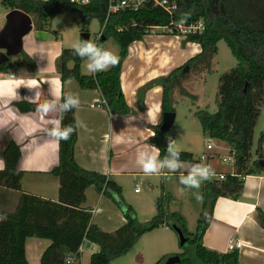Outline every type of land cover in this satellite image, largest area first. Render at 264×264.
I'll use <instances>...</instances> for the list:
<instances>
[{
    "label": "trees",
    "instance_id": "1",
    "mask_svg": "<svg viewBox=\"0 0 264 264\" xmlns=\"http://www.w3.org/2000/svg\"><path fill=\"white\" fill-rule=\"evenodd\" d=\"M176 8L171 17L159 6L146 3L138 11H123L109 14L98 1L77 6L66 0H0L6 9H17L30 16L34 27L53 33L49 20L61 11H75L80 20L77 22L81 32H87L86 25L91 18L99 23L98 38L102 42L111 38L118 47L119 63L108 71L95 75L82 74L79 70L83 61L73 55L70 47L61 48L55 59V71L59 80H74L82 89H96L104 103H99L109 114L131 115L134 112L124 101L119 86V75L128 45L139 40L151 26H167L170 21H180L181 13H190L184 23L189 25L200 21L199 32L187 33L184 42L196 43L197 54L188 58L182 65L171 70L165 77L158 79L161 87L160 112H173L171 96L174 90L187 94L182 81L188 74L208 71L210 60L216 52V43L222 40L235 59V66L219 75L213 98L215 110L195 109L192 116L198 121L202 135L223 143L233 159L236 175L225 172L223 180L205 181L201 186V210L196 220L193 234L186 235L183 218L168 210L172 196L160 192L155 199V213L146 222H139L132 208L121 196L119 186L105 175L85 170L74 160L73 150L76 132L68 141L57 142V164L51 174L57 178V197L55 201L43 199L23 192L20 186L22 172L17 167L20 148L8 140L1 149L4 170L0 171V186L19 192V198L12 212L0 213V264H28L24 254V241L27 237L42 238L49 241L39 256V264H64L65 258L75 253L83 241L94 243L97 250L90 254L88 264H106L124 255L145 232L156 227L178 228L193 246L194 258L184 252L178 253V264H238L236 250L217 253L201 245V235L208 224L212 206L217 197L236 198L242 187L237 175L264 173L258 163L263 156L260 145L250 153L252 130L264 104V0H175ZM23 66L33 70V60L22 50L16 61L10 58L0 64V73H6L11 65ZM19 111L33 109V104L18 101ZM64 125L75 124L73 110L63 120ZM156 133L149 143L160 149L163 158L168 142V130ZM264 134L259 136V141ZM181 161L191 162L192 155L181 151ZM88 186L109 198L122 210L124 222L110 232L100 230L90 222V211L83 206L84 190ZM258 222L264 228V214L258 211ZM184 244V243H183ZM183 244L180 247H183ZM162 260L154 264H160Z\"/></svg>",
    "mask_w": 264,
    "mask_h": 264
},
{
    "label": "crops",
    "instance_id": "2",
    "mask_svg": "<svg viewBox=\"0 0 264 264\" xmlns=\"http://www.w3.org/2000/svg\"><path fill=\"white\" fill-rule=\"evenodd\" d=\"M7 11L5 9L2 14ZM31 24V30L21 39V50L33 60V70L28 71L23 66L13 64L6 73H0V88L6 94L0 97V153L8 140H13L19 146L17 167L22 172V191L51 201L57 197V178L51 174V169L57 164V142L46 135L50 117H42L36 111V103H31L33 109L25 112L15 106L18 101L30 103L26 97L34 95L36 89H30L27 85L36 81L40 85L41 102L50 98V90L79 96L80 105L73 109L74 122L81 125L76 131L73 150L74 160L79 167L105 175L119 186L121 192L125 191L129 179L133 182L134 178L151 182H146L148 194L141 202L129 201L121 193L136 219L141 223L148 221L155 213V199L159 194L154 191L155 183L159 182V192L161 187L172 196V191L168 190L172 189V185H165V176L178 178L180 174L162 170L158 174L145 175L136 164L140 150L154 147L149 143L154 127L148 121V111L159 119L160 124L161 87L157 81L197 54L198 44L184 42L181 37L163 30H159L160 33L156 31V34H144L139 40L131 42L122 61L119 86L125 103L134 113L116 115L109 114L98 104L96 89H82L72 79L61 82L58 78L54 66L56 57L61 48L70 47L73 41L80 38L73 37L71 33L65 40L60 33L53 38L44 30H41L46 34L44 38H35L34 32L38 29L32 21ZM85 63L84 60L80 63L82 74H87ZM13 92L17 96L9 100ZM215 142L220 145L215 147L216 154L206 151L202 154L207 158L201 161L211 165L215 173L227 172L229 166L222 164L216 156L225 154L221 150L226 147L221 142ZM0 163L3 164L1 154ZM242 181L241 191L236 198L220 196L214 201L208 224L201 235V245L208 250L225 253L228 252V241L238 240V264H264V228L257 218L258 211L264 214V173L246 175ZM177 184L181 185L179 182ZM133 191L139 193L136 189ZM18 198V191L0 186V213L12 212ZM174 201L172 196L170 204ZM83 206L90 211V222L102 231H113L124 222L122 210L93 186L85 188ZM172 211L177 212L185 224L181 207ZM48 243L46 239L27 237L24 241L27 263L39 264V256ZM178 245L176 232L160 226L143 233L124 255L111 261H115L114 264H154L176 254ZM81 246V251L71 264H88L90 254L97 250L94 243L87 241H83Z\"/></svg>",
    "mask_w": 264,
    "mask_h": 264
},
{
    "label": "rangeland",
    "instance_id": "3",
    "mask_svg": "<svg viewBox=\"0 0 264 264\" xmlns=\"http://www.w3.org/2000/svg\"><path fill=\"white\" fill-rule=\"evenodd\" d=\"M5 8L0 4V27L4 22V14L2 12ZM80 20L78 14L75 11L63 10L59 14L55 15L49 20V29L55 31L56 34L60 33L63 39L69 38L70 33L72 36H78L81 39V32L79 31L78 21ZM86 25L88 39L94 40V36L98 35L99 23L96 18H91ZM157 32H161L157 30ZM50 37H55L51 32ZM97 38V36H96ZM102 46L112 50L115 54L118 51L116 43L111 38H107L102 42ZM11 62L16 61V55L10 57ZM235 59L231 56L228 48L222 40L216 43V52L210 60V68L208 71H204L198 74H188V79L182 81V87L187 94L193 95L190 97L185 95L178 90H174L171 96V105L174 112L173 123L168 130V137L174 139L175 145L181 150L189 152L192 155L191 162H184L189 165L192 163H203L198 159V155L205 153V144L210 142L212 145H216L213 139L202 135L198 121L192 116V112L195 109L206 108L208 112H213L215 106L213 104L214 94L216 92L217 80L221 73L228 71L230 68L235 66ZM264 134V104L259 108V113L256 118L251 138L250 153L254 156V151L257 145H260V153L264 158V138L259 141V136ZM226 147V146H225ZM221 153H225V150H221ZM213 161H210L212 163ZM223 164V163H222ZM227 166V165H226ZM127 180L125 185V191H122V196L125 195L130 201L138 200L141 202L147 192V183L150 181L146 179L134 178ZM126 181V180H125ZM178 178L165 176V185L171 183L172 189L168 188L174 197V202L168 203V210L181 209L184 211L185 217V230L186 235L190 238L193 234L196 226V220L201 210V198L200 191L201 187L197 189L183 188L178 185ZM136 183V184H134ZM159 182L155 183L154 191L156 194L159 193L157 190ZM202 186V184H201ZM134 189L139 193H134ZM199 197V199L197 198ZM170 204V206H169ZM184 252L188 257L194 258L193 246L189 242H184L183 247L176 248V254ZM119 260V259H117ZM115 261H109L107 264H114Z\"/></svg>",
    "mask_w": 264,
    "mask_h": 264
},
{
    "label": "clouds",
    "instance_id": "4",
    "mask_svg": "<svg viewBox=\"0 0 264 264\" xmlns=\"http://www.w3.org/2000/svg\"><path fill=\"white\" fill-rule=\"evenodd\" d=\"M46 2V0H43ZM73 3L76 0H72ZM89 0H83L87 4ZM190 17V13H181L180 23H185ZM73 55L86 61L85 69L87 74L108 71L119 63V56L112 50L103 47L91 39H77L70 45ZM30 89H36L34 95L26 97L30 103H36V111L42 117H50L47 120L46 135L56 142L68 141L71 136L81 126L79 122L75 124L64 125L65 115L76 109L80 105V98L73 93H63L61 90H50V98L40 101V85L36 81H31L27 85ZM3 89L0 88V97L5 96ZM17 93L13 92L9 100L15 99ZM148 121L156 127L159 125V119L148 111ZM156 133L153 131L152 136ZM166 150L163 158L160 157V149L149 147L140 150L136 156V164L145 175L158 174L162 170L171 173H180L179 183L188 189H199L205 181H210L215 176V170L206 163H192L185 166L181 161V150L175 145L174 139L168 137ZM4 170V165L0 163V171ZM183 170V171H181ZM199 199V197H197Z\"/></svg>",
    "mask_w": 264,
    "mask_h": 264
},
{
    "label": "built area",
    "instance_id": "5",
    "mask_svg": "<svg viewBox=\"0 0 264 264\" xmlns=\"http://www.w3.org/2000/svg\"><path fill=\"white\" fill-rule=\"evenodd\" d=\"M66 1L72 5H77V6L85 5V3H83V0H76L75 3H73L72 0H66ZM94 1H98L99 3H101L103 11H104L105 19L107 18L109 14H113V13H120L123 11L136 12L146 3H151L154 6H159L170 17L176 8L175 0H89L87 4L94 2ZM201 29H202V24L200 21L191 23L189 25H185L184 23L182 24L180 23V21H170L167 26L149 27L147 30V34H156L157 30H163L169 34H172L176 37H181L183 39L185 34L199 32ZM97 38H98V35H97ZM99 103H104V101L100 97L98 99V104ZM217 146H220V145H212L210 144V142H207L205 145V149L206 151H209L215 155L217 152L216 151L217 149L215 147ZM223 149L225 150V154L223 155L217 154L216 156H218L217 158H219L221 163L229 166V170L227 171V173L230 176L236 175L233 170L232 156L228 153L227 148H223ZM209 157L213 158L214 156H209ZM206 158H207L206 155L201 154L198 159L205 160ZM237 176L241 180H243L246 175H237ZM224 178H225V172H218V173H215V176L213 177L212 180H223ZM239 246H240V242L238 240L230 239L227 243L228 251L238 250ZM81 249H82V246L79 245L74 254L65 258L64 264H71L72 262H74L79 252L81 251Z\"/></svg>",
    "mask_w": 264,
    "mask_h": 264
},
{
    "label": "water",
    "instance_id": "6",
    "mask_svg": "<svg viewBox=\"0 0 264 264\" xmlns=\"http://www.w3.org/2000/svg\"><path fill=\"white\" fill-rule=\"evenodd\" d=\"M32 28L31 18L27 14L17 9H10L4 15V23L0 29V64L5 63L11 56L17 55L21 50V39ZM45 32L37 30L34 32V37L42 39ZM81 39H88L86 32L81 33ZM174 120V112L161 113L159 131L166 132L170 129ZM258 163L264 167V159H259ZM178 237L179 245L185 241L181 231L172 227ZM88 245V243H86ZM179 256L177 254L167 256L161 264H178Z\"/></svg>",
    "mask_w": 264,
    "mask_h": 264
}]
</instances>
